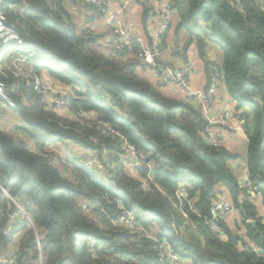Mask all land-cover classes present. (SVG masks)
<instances>
[{"label":"trees","instance_id":"trees-1","mask_svg":"<svg viewBox=\"0 0 264 264\" xmlns=\"http://www.w3.org/2000/svg\"><path fill=\"white\" fill-rule=\"evenodd\" d=\"M65 1L30 0L25 16L9 13L24 49L43 55L42 66L77 90L68 100L70 111L59 114L47 96L25 88L13 112L23 126L0 130V184L25 207L39 235L37 244L34 232L23 226L14 243L0 218L1 250L14 244L17 264H40L41 256L43 264H163L159 253L167 244L187 264H264V221L237 166L244 156L247 176L264 200V0L171 1L176 34L186 36L183 52L196 46L210 70L219 62L223 87L244 120V153L211 146L202 113L141 77L134 56L100 52L96 37L77 31ZM213 46L221 51L219 61L217 54L209 55ZM121 138L137 152L134 175L125 168ZM58 144L94 153L96 169L76 165L74 148L70 172L55 164L51 147ZM182 184L188 185L185 198L177 196ZM223 195L241 216L233 228L212 218ZM85 202L96 207L99 221L85 214ZM119 204L154 239L120 226ZM8 206L0 190V209Z\"/></svg>","mask_w":264,"mask_h":264},{"label":"built area","instance_id":"built-area-1","mask_svg":"<svg viewBox=\"0 0 264 264\" xmlns=\"http://www.w3.org/2000/svg\"><path fill=\"white\" fill-rule=\"evenodd\" d=\"M83 1L88 6L97 9L105 18L106 27L112 35V43L109 49L113 55L124 58L134 56L135 59L140 61L141 65L153 72L155 77L160 80L161 85H175L184 90L185 102L200 111L208 122L206 137L211 146L215 148L222 146L221 138L213 130L215 126L226 128L231 134L238 138L240 137L245 142L247 141V136L243 129L244 120H240L235 111L228 107L220 110L214 108L219 92L222 89L225 90L219 62L214 61L212 63L211 80L204 91L195 90L192 86L191 75L194 69L192 64H185L179 70L172 65L159 62L160 52L163 51L165 44V37L172 26V14L174 13L172 0L161 4L156 11L159 23L152 34L151 47H147L141 37L133 33L124 24L122 14L127 6L124 0H119L120 7L115 10L110 8L109 0ZM30 6V0H0V114L7 111L8 114L14 112L17 106L16 100L24 97L25 88H30L37 94L50 97L51 105L55 111L59 114H67L70 111L68 100L71 97L74 98V91L77 89L55 79L42 66L43 62H45L43 55L24 49L25 41L23 36L16 26L10 22V12L15 13L18 17H23L29 12ZM183 48L182 44H175L172 55L178 56ZM11 84L13 85L12 93H9L8 88ZM82 116L89 118L84 113H82ZM16 117L10 124L6 125L5 132L14 131L23 126L22 121ZM113 134L115 136L118 135L116 132H113ZM121 143L124 146L127 158L124 163L125 168L129 174L134 175L140 167L137 152L124 138H121ZM77 158L79 161L75 162V164L83 165L89 171L96 169L98 161L91 157L88 151L84 154H78ZM52 161L55 164H60L62 168L69 172L75 165L73 160H69L66 155H54ZM101 174L103 173L101 172ZM242 177L243 189L253 199L258 198V200L264 201L261 195L255 192L247 173L244 172ZM187 187L188 185L182 184L178 189L177 196L185 198ZM0 190L9 201L7 210L0 209V218H4L7 221L6 236L15 243L18 240L19 229L25 226L28 230L34 232L36 242L39 244L38 229L25 207L15 200L1 184ZM219 197V201L212 209L213 220L227 221V219L236 217L239 214V210L224 199V195ZM83 211L92 220L96 222L100 220V214L92 203L85 202ZM184 216L187 217L185 213ZM116 217L120 226L125 227L129 232L147 239H154L155 234L147 231L142 223L124 205L119 204ZM261 217L264 221V213ZM214 230L221 239H226L224 232L218 226H215ZM240 232V234L244 233L243 228L240 229ZM175 235H178L177 231H175ZM12 245L6 251H2L0 247V264H17L18 250L16 246L13 247ZM258 250L260 249L254 248L256 253ZM159 257L160 262L163 264H187V261L171 251L167 244L161 249ZM40 264H43L42 256L40 257Z\"/></svg>","mask_w":264,"mask_h":264},{"label":"crops","instance_id":"crops-1","mask_svg":"<svg viewBox=\"0 0 264 264\" xmlns=\"http://www.w3.org/2000/svg\"><path fill=\"white\" fill-rule=\"evenodd\" d=\"M78 1L79 0H66L64 2V6L68 11L71 20L75 24L77 31L79 33H85L86 35L90 36V38H92V36L96 37L97 38L95 44L96 48L100 52H103L110 56L112 52L109 49V47L110 44L112 43V35L111 32L106 27L105 18L103 17L102 14L99 13L97 9L93 7H88V5L83 0H80V2ZM124 1L126 2L127 5L125 11L122 14L124 24L133 33L141 37V39L143 40L144 44L147 47H151L152 44L151 37L159 23V19L156 15V11L161 4H163L168 0H159L158 6L154 9V11H151L149 15H146L144 8V6H146V8L148 7L147 9L150 8L149 1H145V2H142L141 0H124ZM109 5L112 10L118 9L120 7V1L109 0ZM176 22H177L176 13L174 12L172 14V26L165 37V42H164L165 44L163 47V51L160 52L159 62L167 65H172L174 68L179 70L185 64H192L194 68L193 73H195L196 75V77L192 80L193 83L191 81L192 86L195 90L204 91L209 85V78L211 74L210 68H208L205 65V63L200 60L199 63L201 65L198 66L199 70L197 71V73L194 72L195 65L196 64L198 65V60L194 58V55H192L193 57L187 56V50H185L184 52L182 50L176 57L172 55V51L174 49L175 44H182L185 49L186 36L182 35L180 36V38L177 36L175 31ZM98 41L101 42V44ZM216 54H217L216 50L212 47L209 50V55L215 57ZM139 75L143 78L150 80L151 82H154V84L159 86V88L161 89L174 86L178 89H181L184 92L182 88L177 87L175 85H170V86L161 85L160 80L155 77L153 72L145 68L143 65L139 69ZM175 95L179 96L181 101H185V92L184 95H181V93L178 90H175ZM48 98L50 101V97ZM225 107L234 110V104L231 101L229 95L227 94V91L222 89V91L219 92L218 94L214 108L216 110H220ZM7 112H2L0 114V130L4 132L6 129V125L10 124L11 121L14 120V118L16 117L14 113L11 112V114H8ZM213 130L217 134V136L221 138L222 146H225L229 150L231 147H238V151H234V152H238V153L245 152L246 143L244 140H241L240 137L238 138L234 134H231L226 128L215 126L213 127ZM234 141H236L235 146L233 144ZM55 147L56 149L54 151L60 150L64 155H66L67 158L76 156V154H73L71 151L73 149L72 146H69L70 148H67L66 146L64 147L58 144V146L55 145ZM243 161L244 160H242L241 158L240 162L237 163V166L241 172L247 173L246 164ZM242 180L243 177L241 176V181ZM251 201L255 206H257L258 211L261 212L262 215L264 213V205H262V201L258 200V198L256 200H251ZM230 219H227L226 222L229 223V226L233 228V224L235 223L230 222ZM236 224H238V220H236Z\"/></svg>","mask_w":264,"mask_h":264},{"label":"rangeland","instance_id":"rangeland-1","mask_svg":"<svg viewBox=\"0 0 264 264\" xmlns=\"http://www.w3.org/2000/svg\"><path fill=\"white\" fill-rule=\"evenodd\" d=\"M141 1H142V2L149 1L151 11H154V9H155V8L158 6V4H159V0H141ZM78 2H80V0H79ZM140 3H141V2H140ZM69 7H70V6H69ZM98 42H99V41H98ZM99 43L101 44V42H99ZM213 47H214V49H215L216 52H217L216 59L219 61V59H220V55H221V51L218 49V47H216V46H213ZM110 55H111V54H110ZM192 55H194V58H196V59L198 60V65H197V64L195 65V70H194V72L197 73V71L199 70V67H198V66L201 65V64L199 63V61H200L201 59H200V56H199V53H198V50H197L196 46H191V47L188 49V51H187V56H189V57H193ZM201 61H202V60H201ZM190 63H191V62H190ZM202 63H203V62H202ZM203 64H204V63H203ZM210 72H211V70H210ZM195 77H196V75H195V73H193V74L191 75V81H192ZM150 83L153 84L156 88H158V89L160 90V92H161L163 95H165L166 97H168V98L175 99V100H180V97L177 96V95H175V90H178V91L181 93V95H184V92H183L181 89H178V88H176V87H174V86H170V87H166V88H162V89H161V88L157 87V86L154 84V82H150ZM192 83H193V81H192ZM87 116H89V115H87ZM90 116L94 117L93 114L90 115ZM238 140H239V139H238ZM233 144H234V146H235V145H236V141H234ZM71 146L74 148L75 152H77V153H79V154L87 153V151H85V150H82V149H80V148H78V147H74L73 145H71ZM51 149H52V150H55L56 147L53 146V147H51ZM230 150H232V151H238V147H231ZM56 151L59 152V153H57V154H59V156H61V155L65 156L60 150H56ZM89 154L91 155V157H94V153H89ZM224 199H226L225 196H224ZM236 220H238V224H239V221L241 220V216H240V214H237L236 217L231 218V219H230V222H232V223H236ZM91 247H92V245H91Z\"/></svg>","mask_w":264,"mask_h":264},{"label":"water","instance_id":"water-1","mask_svg":"<svg viewBox=\"0 0 264 264\" xmlns=\"http://www.w3.org/2000/svg\"><path fill=\"white\" fill-rule=\"evenodd\" d=\"M242 160H244V157H242ZM241 212H242V213H245V211H244L243 209H241ZM250 224L255 225L256 222H255V221H251ZM257 254H258V255H262V254H263V250H258Z\"/></svg>","mask_w":264,"mask_h":264},{"label":"clouds","instance_id":"clouds-1","mask_svg":"<svg viewBox=\"0 0 264 264\" xmlns=\"http://www.w3.org/2000/svg\"><path fill=\"white\" fill-rule=\"evenodd\" d=\"M56 152H57V151H56ZM56 155H59V154H56ZM241 184H242V183H241ZM252 200H256V199H253V198H252ZM262 202H264V201H262ZM250 222H251V221H250Z\"/></svg>","mask_w":264,"mask_h":264}]
</instances>
